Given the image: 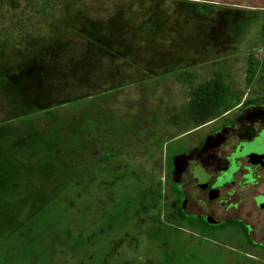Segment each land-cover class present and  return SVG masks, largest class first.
I'll use <instances>...</instances> for the list:
<instances>
[{"label":"rangeland","instance_id":"374dc122","mask_svg":"<svg viewBox=\"0 0 264 264\" xmlns=\"http://www.w3.org/2000/svg\"><path fill=\"white\" fill-rule=\"evenodd\" d=\"M178 2L0 0V264H254L169 222L168 161L264 99V18Z\"/></svg>","mask_w":264,"mask_h":264},{"label":"flooded vegetation","instance_id":"af4514ba","mask_svg":"<svg viewBox=\"0 0 264 264\" xmlns=\"http://www.w3.org/2000/svg\"><path fill=\"white\" fill-rule=\"evenodd\" d=\"M244 100L168 159L178 192L169 222L202 223L233 239L243 228L245 256L264 264V99Z\"/></svg>","mask_w":264,"mask_h":264},{"label":"crops","instance_id":"0c3cea01","mask_svg":"<svg viewBox=\"0 0 264 264\" xmlns=\"http://www.w3.org/2000/svg\"><path fill=\"white\" fill-rule=\"evenodd\" d=\"M187 2L190 5L208 10L221 15L227 13L230 9L242 11L244 14L256 18H264V0H172Z\"/></svg>","mask_w":264,"mask_h":264},{"label":"trees","instance_id":"16d2710c","mask_svg":"<svg viewBox=\"0 0 264 264\" xmlns=\"http://www.w3.org/2000/svg\"><path fill=\"white\" fill-rule=\"evenodd\" d=\"M208 81L207 84L202 86L198 91H206L205 95L203 97H200L193 101L191 105V115L192 120L199 122L200 124H203L208 121V119L212 116L213 111L211 109L212 106H210V102L213 100L212 93L214 91H220L221 90V84L219 81ZM209 84H212V87H210Z\"/></svg>","mask_w":264,"mask_h":264}]
</instances>
